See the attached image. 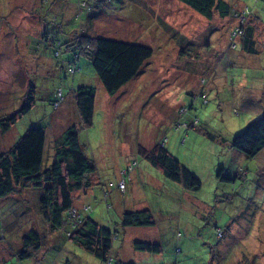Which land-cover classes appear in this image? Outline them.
<instances>
[{
    "label": "rangeland",
    "instance_id": "1",
    "mask_svg": "<svg viewBox=\"0 0 264 264\" xmlns=\"http://www.w3.org/2000/svg\"><path fill=\"white\" fill-rule=\"evenodd\" d=\"M224 1L237 16L215 11L207 19L179 0H0V119L34 87L30 111L0 130V154L36 126L45 130L50 163L55 139L79 124L74 89L93 87L92 125L80 128L79 140L96 169L88 189L72 196L76 212L86 215L89 205L92 218L117 232L110 264H264V148L249 158L231 146L264 114V0ZM236 26L252 28L251 51L231 39ZM81 33L141 44L152 55L109 95L69 44ZM163 138L200 180L198 190L164 178L138 152ZM128 164L136 166L123 194L117 183ZM40 195V188L18 187L0 198V264H107L69 239L66 226L50 230ZM140 209L152 211L155 225L122 227V213ZM30 229L42 250L17 259ZM135 240L156 242L161 253L135 250Z\"/></svg>",
    "mask_w": 264,
    "mask_h": 264
},
{
    "label": "trees",
    "instance_id": "2",
    "mask_svg": "<svg viewBox=\"0 0 264 264\" xmlns=\"http://www.w3.org/2000/svg\"><path fill=\"white\" fill-rule=\"evenodd\" d=\"M179 1L207 19H210L215 11L222 17L234 14L230 4L224 0ZM234 15L237 16L236 13ZM252 34L251 27L242 30L236 26L231 31V39L234 41L237 37L241 38L243 47L251 51ZM69 44L74 46L78 57L82 56L90 62L96 77L109 95H114L131 81L152 55V49L141 44L91 37L82 33L71 39ZM231 44L234 48L235 43ZM71 70L76 69L72 67ZM73 97L79 124H70L55 139L53 158L50 163H44L43 159L45 130L36 126L29 127L7 152L0 154V198L9 197L18 187L23 190L31 187L40 188L39 209L50 230L66 226V236L69 239L100 261L110 264L109 254L117 232L101 226L92 218L88 211L89 205H85L88 206V209L84 211L86 215L76 212L72 196L74 191L88 189L89 183L86 178L96 169L93 160L83 152L79 140L80 128H88L92 125L95 89L90 86H78L73 91ZM57 100L56 93V100L52 103L54 110ZM33 105L34 87L30 84L22 106L11 115L0 119L1 132H7L18 118L30 111ZM208 137L213 138L210 134ZM164 145L163 138L152 149L139 148L138 152L164 178L178 184L184 190H198L201 185L200 180L169 153ZM231 146L249 158L257 155L264 148V114L236 134ZM135 166L128 164L127 168L121 172V179L125 185L126 180L131 179ZM118 190L121 189L118 187ZM121 225L124 228L151 227L155 225V218L149 209L125 211L121 215ZM42 244L43 241L34 229L26 231L22 235V248L16 253L17 259L33 258L42 250ZM132 246L135 250L147 253H161V246L156 242L135 240ZM118 263L134 264L132 262Z\"/></svg>",
    "mask_w": 264,
    "mask_h": 264
},
{
    "label": "built area",
    "instance_id": "3",
    "mask_svg": "<svg viewBox=\"0 0 264 264\" xmlns=\"http://www.w3.org/2000/svg\"><path fill=\"white\" fill-rule=\"evenodd\" d=\"M57 98H58V100L56 101V103L54 104V106H57V105L60 103V100L63 98V96H62L60 90L57 92ZM164 141H166V138H164ZM130 167H131V166H129V168H130ZM118 187H119V189H121V190L124 189V187H125V183H124V181H123L122 179H121V181L118 183ZM84 208H85V210H87V209H88V206H85ZM73 215H74L75 217L77 216L76 213H74Z\"/></svg>",
    "mask_w": 264,
    "mask_h": 264
},
{
    "label": "crops",
    "instance_id": "4",
    "mask_svg": "<svg viewBox=\"0 0 264 264\" xmlns=\"http://www.w3.org/2000/svg\"><path fill=\"white\" fill-rule=\"evenodd\" d=\"M131 179H132V178H131ZM131 179H130V181H131ZM119 192H120V190H119ZM125 192H126V189H125L122 193L124 194ZM122 193H121V194H122Z\"/></svg>",
    "mask_w": 264,
    "mask_h": 264
}]
</instances>
